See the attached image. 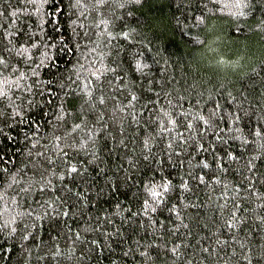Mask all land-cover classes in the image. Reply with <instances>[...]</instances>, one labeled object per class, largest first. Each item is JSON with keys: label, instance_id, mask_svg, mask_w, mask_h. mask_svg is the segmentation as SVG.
<instances>
[{"label": "trees", "instance_id": "16d2710c", "mask_svg": "<svg viewBox=\"0 0 264 264\" xmlns=\"http://www.w3.org/2000/svg\"><path fill=\"white\" fill-rule=\"evenodd\" d=\"M120 2L124 7L112 3L97 10L93 0H82V5L76 0H49L43 6L39 0L35 4L29 0H0V56L9 65L5 74L11 67L30 72L29 66L42 59L47 65L38 69V77L21 81L32 85L30 92L13 88L11 99H0V223L16 217L14 224L0 231V264H248L244 256L251 264H264V226L257 221L264 216V208L259 207L264 204V137L253 135L257 127L264 133V0H246L242 8L236 7V0ZM240 11L244 15H239ZM12 12L17 14L12 16ZM101 19L110 21L107 31L116 37L100 44L104 64L116 71L102 76V83L93 81V100L99 95L105 97L103 106L96 103L103 122L85 103L80 82L73 84L68 79L75 78L73 66L92 46L83 33L88 32L95 40L104 28L94 27ZM79 25H84L83 29ZM124 32L129 33L127 39ZM58 37L64 38L68 48ZM101 39L107 41L106 36ZM21 47L30 50L27 62L16 55ZM45 54L53 59H46ZM137 62L148 67L137 71ZM117 87L123 90L114 92ZM131 95H136L137 101L125 111L138 114L139 126L132 122L131 115L122 117L116 111L117 106L128 104ZM217 104L224 119L212 118V129L201 135L205 126L192 117L208 118ZM161 107L171 113L185 139L195 133L194 138L183 145L174 141L168 149L172 134L163 138L157 134V115L167 125L158 111ZM62 112L64 118L58 120ZM179 113H185L188 119ZM232 113L239 115V122L230 126ZM82 117L87 127L65 140V133L81 123ZM188 122L193 125L192 132L187 130ZM90 128L99 135L87 147L89 151L94 148L98 158L89 163L92 157L85 151H69L65 159L77 167L83 162L87 169L83 179L76 177L79 184L73 187L65 165L57 159L56 138L61 137V147L73 141L79 144L87 139L84 133ZM145 129L152 136L147 160L142 143ZM216 132L221 139H216ZM237 135L240 139L235 138ZM245 139L251 143H243ZM200 144L206 150H200ZM41 152L45 155L40 156ZM228 153L238 159L229 160ZM49 157L56 161L51 168ZM129 160L134 167L129 166ZM201 160L209 167L198 166ZM249 160L254 165L252 171L247 166ZM97 166L103 172L97 173ZM45 169L48 175L44 180L51 179L55 192L39 190ZM199 175L206 183L197 180ZM162 177L171 180L172 187L164 204L149 213L150 221L142 214V202L148 198L144 185L150 178L159 183ZM248 177L254 181L252 191L243 188ZM185 182L190 191L182 187ZM64 185L72 193H82L87 206L81 207ZM237 186L241 191L234 196ZM26 187L28 191H22ZM222 193L228 197V207L223 209L220 205L224 200L217 199ZM55 196L62 200L70 197L68 205L77 206L75 216L70 208L68 218L36 221L40 202ZM233 198L242 206L239 215L245 224L237 235L245 248L231 241L223 226ZM173 207L179 210L183 223L169 211ZM34 209L32 216L18 215ZM104 216H109L115 227ZM89 217L98 230H88ZM11 227L16 229L13 234ZM76 232L80 233L79 240ZM28 233L31 235L25 240ZM217 239L229 240L230 246H218ZM92 241H98L99 246ZM173 247L177 248L175 254Z\"/></svg>", "mask_w": 264, "mask_h": 264}, {"label": "snow or ice", "instance_id": "6c2138e0", "mask_svg": "<svg viewBox=\"0 0 264 264\" xmlns=\"http://www.w3.org/2000/svg\"><path fill=\"white\" fill-rule=\"evenodd\" d=\"M30 3H37V0H29ZM49 2V0H39V3L41 6H43L44 4H47ZM129 2L132 3H141L142 0H129ZM112 3H118L119 7H124V3L120 2V0H93V7L97 10H99L100 8L104 7L105 5H110ZM76 4L77 5H82V0H76ZM246 6V0H236V7L237 8H242ZM36 12L39 13L40 12V8L36 9ZM17 13L16 12H12L11 15L15 16ZM84 13L82 12L81 15H83ZM239 15H244L243 11H240L238 13ZM0 15H2V13H0ZM56 15V14H53ZM110 23V21H108L107 19H101L99 23L95 24L94 27L96 29H100L101 25L104 26L102 31H99L96 34V39L93 40L91 36H89L88 32H84L83 36L86 40H88L90 42V44L92 45L89 50L86 53H81L80 56L77 59V64L73 66V70L75 72V78H73L72 76H69L68 79L73 83L76 84L77 81L80 82L79 84V89L80 92L86 97L85 103L88 104V106L90 108L93 109V111L96 113V116L98 118V121L103 122L104 117H103V113L100 112L98 109H96V103L98 102L99 105L103 106L105 104V97L104 95H99L96 97L95 100H93V93L96 90V85L93 84V81L96 82V84L102 83V76H104L106 73H110V72H115L116 69L115 68H111L108 67L107 65L104 64V52L102 49H100V44L101 43H110L111 40L115 39L116 37L111 33L107 31V27L108 24ZM76 22L73 21V25H75ZM82 29L84 27V25H79ZM73 31L75 32V29H73ZM123 37L125 39L128 38L129 33L124 32ZM107 37V41H104L101 39V37ZM60 42L61 45H63L64 48H68V45L64 44V38L63 37H58L57 38ZM33 48L37 47L36 44L32 45ZM53 47H55V45H53ZM77 47H79V45H77ZM85 48H88V44L84 45ZM69 51H71V49H68ZM29 49L27 47H21L20 49L16 50V55L18 56H23L27 62V60L31 59V56L29 55ZM93 53H95V56L93 55ZM98 57V59H97ZM45 58L46 59H53L52 57H47V54H45ZM42 66H47L45 64V60H41L40 63L34 65V66H29L30 67V72H24L21 71L20 69L16 68V67H11V71L7 73V75L5 74L6 70L9 68V65L7 63V61L0 56V99H3L5 97H8L9 99H11L10 97V93L13 90V88L16 89H23L25 91L30 92L32 90V85L30 84H22L21 81H27L28 79H30L32 76H39V72L38 69H40ZM137 71H143V69L145 67H148V65L146 64H142L140 62H137L135 65ZM14 76V78H12ZM116 79H122V78H116ZM43 83L45 84H50L51 81H44ZM109 87L112 88V84L111 81L109 82ZM123 88L122 87H117L115 89H113L114 92L117 91H122ZM101 92H103V89H101ZM157 96H159V93L156 94ZM113 100H115V95H113L111 97ZM137 101V96L136 95H131L130 99L128 101L127 105H124L122 107L117 106L116 107V111L119 112L121 114L122 117H127L129 115H131L132 118V122L136 123L139 126V120H138V114L135 112H126L125 109L129 108V107H134V102ZM160 101L156 100V104H159ZM168 105L171 106L172 102L168 101ZM219 109V105L217 104L215 108L212 109V111L209 113V117L205 118L203 115H197L192 117L193 119H196L200 122H202V124L205 127H202V129L200 130V134L202 135L204 132H207L208 130L212 129L213 125L210 122L212 118L214 117H218L220 120H223L224 117L219 115L218 112ZM159 113H161L163 115V117L167 120V125H165V121L164 119L161 118V115H157L155 117V122L158 125L157 128V134L160 135L162 138L163 137H168L169 134H172L169 140V143L167 144V148L168 149H172V143L174 141L179 140L180 144H187L190 140H192L194 138L195 133H193V135H190L188 137V139L184 138V133L183 132H179L178 129V125H177V121L175 119L172 118L171 113L167 112L164 110V108H159ZM140 116L143 115V113L139 114ZM179 115L181 116H185V119H188V116L185 115V113H179ZM188 115H191V113H188ZM64 118V114L62 112L61 115L57 116L58 120H62ZM85 118L82 117L81 118V123H77L74 124L71 127V130L66 132L64 135V139L67 140L68 137H72L74 133L80 132L83 130V128H86L87 125L85 124ZM239 122V115L236 113H232L230 114V119H229V124L231 125H236ZM145 123L147 124L148 121H145ZM187 130L189 132H192L193 130V125L191 122L187 123ZM220 131H223V129H220ZM235 131L237 133H239V128H236ZM145 138L142 140L143 143V147L145 149V155H144V159L147 160L149 159V156L151 155L152 152V145L150 144V140L152 139V136L150 134H147V131L145 129ZM84 135L87 137L86 140L81 139L79 144H76L74 141L73 142H68L66 143L63 147L60 146L59 141L61 139V137H57L56 138V145H57V159L61 160L63 162V164L65 165V169L67 172V178L72 182L73 187H75L76 185L79 184V181L76 179V177H80L81 179L84 178V172L87 171L86 168H83V162H81V167H77L76 164L71 163L70 160L65 159L66 157H68L69 155V151H85L88 155H90L92 157V159L89 161V163H95L96 159L98 158L97 156V152L96 150L93 148L91 151L88 150V143H95V139L96 137L99 135V132L97 130H95L94 128H90L86 133H84ZM216 135V139H221L219 132L215 133ZM253 135L255 137H264V133H261V131L259 130V128L257 127L254 132ZM236 139H240V136L237 135L235 137ZM121 145L124 144V140L121 139L119 142ZM243 143H251V141H248L247 139H245L243 141ZM33 147H35V145H33ZM68 149V151L65 150ZM198 148L200 150H206L204 149V146L202 144L198 145ZM60 153H62L63 155L61 156ZM171 152L168 153L169 156H171ZM40 156H44L45 153L41 152L39 153ZM176 155H180V153H176ZM228 159L229 160H236L238 159L236 156L232 155L231 153H228ZM47 163L49 165V167L51 168L52 165H54L56 163L55 160L51 159L50 157L47 159ZM129 166L134 167V163L133 161L129 160L128 161ZM203 166L204 168H208L209 165L201 160L198 166ZM248 169L249 171H252L254 168V165L252 163L251 160L248 161L247 163ZM218 168H223V165L221 164H217ZM97 173L103 172V168L97 166L96 169ZM226 171V169H225ZM48 175V169H45L42 173H41V186H40V191L43 192L45 191V189H48L50 191L55 192L56 188L54 185H52V181L51 179H47L44 180V177ZM197 180H199L201 183H206V181H204V178L202 175H199L196 177ZM59 179L61 181H63L65 179V177L63 175H61L59 177ZM128 180H131V176L127 177ZM248 184H245L243 186L244 190L246 191H252L251 185L254 183V181L252 180L251 177H248ZM215 183L219 184L220 181L216 180ZM111 187H115V185H112ZM172 187V181L167 179L166 177H162L161 182L157 183L155 182L154 178H150L149 182L146 183L144 185V190L147 193V199H144L142 202V214L147 216L149 218V220L151 221V216L149 215V213H155L157 211V208L164 204L165 200H166V193H168L171 190ZM182 187L185 190L190 191L191 189L188 188L187 183L185 182ZM225 188H227V185H224ZM65 191L72 193V189L69 188L67 185H64ZM22 191H28V188L26 187L25 189H23ZM241 191L240 186H237L234 189V196H238L239 193ZM73 196H75L78 201L80 202L81 207H86L87 206V200L84 199L82 193H80L79 191L72 193ZM0 199H3L2 196H0ZM68 199H70V197H64L63 200L61 199L60 196H55L51 199H46L42 202H40L39 204V212L35 215V220L36 221H40L43 220L45 218H49V219H61V218H68L70 216V208L72 209L71 215L74 217L75 216V208L77 207L76 205H68ZM217 199H223L224 203L220 205V208L223 209L225 207H228V197L226 195V193H222L220 197H218ZM16 202L13 201V204H15ZM259 207L264 208V204L260 205ZM117 208L119 209V205H117ZM242 206L236 202V200L233 198V203L231 205V211L230 214L227 218L224 219L223 221V226L224 229H226L229 234H230V239L231 241L234 242H239L241 244L242 248H245L246 246L243 244L242 241H239L238 238V233L241 232V226L245 224V219L243 216L239 215L240 211H241ZM63 209V210H61ZM36 211L35 209L32 211H28L26 213H19L18 215L20 216H32L33 212ZM130 211V210H129ZM169 211H171L178 220H180L181 223H183V218L180 216V212L177 208L173 207L172 209H170ZM141 213H132L133 216H137L140 215ZM0 216H3V213L0 212ZM15 219L16 217L13 216L12 219L10 221H4L3 223H0V231H2L5 227H10L11 224L15 223ZM103 219L108 220L109 222L113 223V226L115 227V223L112 222L110 220L109 216H104ZM257 221L261 226H264V216H259L257 217ZM97 225H99V220H97ZM185 228H187V225H183ZM25 229L28 228V225L25 224L24 225ZM88 230H98V227L94 228V225L92 224V218L89 217L88 219ZM117 231H119V229H117ZM16 232L15 227H11L10 229V234H13ZM69 232L71 234V229H69ZM31 235V233H28L27 235H25L23 238L25 240H27L29 238V236ZM76 240L80 239V233L76 232L74 233ZM102 235H109L108 233H103ZM55 239V238H53ZM91 243L97 244V247L99 246L98 241H92ZM218 246H225V245H229L230 246V241L229 240H220L217 239L216 241ZM171 251L175 254L177 252V248L173 247L171 249ZM204 252H208L207 248L203 249ZM127 254V253H125ZM55 255H60L59 250H57V252L55 253ZM146 255V253H145ZM244 260L248 261V264H251V261L248 259L247 256L243 257ZM225 264H227V262L225 261Z\"/></svg>", "mask_w": 264, "mask_h": 264}]
</instances>
